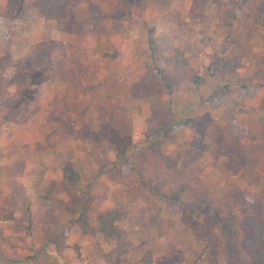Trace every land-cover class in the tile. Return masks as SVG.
<instances>
[{"label":"rangeland","instance_id":"374dc122","mask_svg":"<svg viewBox=\"0 0 264 264\" xmlns=\"http://www.w3.org/2000/svg\"><path fill=\"white\" fill-rule=\"evenodd\" d=\"M249 1L232 20L228 13L238 0H82L74 12L83 28L68 32L63 30L68 20L44 18L32 0H0V97L22 101L20 109H27L16 121L0 126V134L5 139L11 135L14 141L13 146L0 149V173L7 176L4 183H8V187L4 185L8 194L0 196V247L4 256L0 264L7 258L15 259L9 264H107L105 254L117 247L127 249L126 257L134 264H230L231 254L241 255L238 223L256 213L264 220V143L257 147L254 156L258 159L254 162L252 158L251 170L236 178L240 189L230 186L229 190L222 163H215L212 130L202 123L209 119L219 123L225 117L233 123V110L245 100L240 94L225 100H219L218 95L210 98L228 83L227 78L210 73L216 66L211 62L223 54L226 45L229 50L225 58L240 56L245 61L251 49L242 47L245 55L237 54L231 49L241 46L234 41L249 30L264 29V20L252 19ZM254 5L264 13V0ZM230 22H234L233 27ZM56 24L65 34L62 38L59 32L62 39L52 35L56 34ZM76 27L74 24L73 29ZM44 40L59 42L52 66L37 70L33 79H28L32 83L29 88L25 84L17 90V86L9 85L7 81L16 72L14 65L28 57L32 44ZM176 50L197 62L198 74L206 82L185 80L169 91L163 83L166 78L154 66L152 53L171 55ZM157 64L163 66L162 61ZM168 74L172 76V72ZM43 77L47 80L36 82ZM256 119L264 120V115L259 112ZM29 120L32 126L26 129ZM104 120L107 122L101 125ZM126 121L129 125L124 124ZM85 123L94 131L107 125L130 136L128 162L117 161L111 142L80 137L78 131ZM22 126L24 129L19 130ZM223 130L232 137L228 125ZM243 137L247 136L240 137L241 141L248 142ZM257 140L264 139L259 136ZM175 148L181 150L182 157L176 174H168L172 180L166 189L171 192L181 185L188 187L182 202L158 195L143 178L154 177L159 171L156 158ZM243 149L250 150L247 145ZM47 154L51 166L40 168V158ZM11 155L18 158L9 162ZM25 157L29 163L17 165L18 159ZM145 161L148 168L144 170ZM39 169L49 171V175L36 177ZM118 169L124 170L122 182L111 177ZM11 170H15L14 175ZM29 174L36 177L34 185ZM162 174L168 176L163 170ZM3 191L0 188V193ZM43 195L71 209H59L50 216L51 221L44 222L48 207L38 217L29 200ZM88 195L95 199L88 212L90 222L98 226L99 217L112 215L108 222L117 226V232L82 233L77 220ZM186 206L195 209L200 232L210 234V244L195 237L182 221L188 214ZM226 219L232 221L230 225ZM168 221L173 222L169 228ZM231 227L237 232L234 244L227 241ZM166 228L167 233L162 234ZM64 229H68V236L60 252L55 237ZM253 230L247 227L249 233ZM204 248L206 255L198 260ZM147 251L152 253L151 262L143 261Z\"/></svg>","mask_w":264,"mask_h":264},{"label":"trees","instance_id":"16d2710c","mask_svg":"<svg viewBox=\"0 0 264 264\" xmlns=\"http://www.w3.org/2000/svg\"><path fill=\"white\" fill-rule=\"evenodd\" d=\"M22 1V0H18ZM82 0H32L34 6H37L40 10V14L46 19H53V20H68L63 30L68 32H73V30L80 31L83 28V23L77 19L76 13L74 12V6L79 4ZM248 0H238V2L234 3L235 5L228 13L232 20L236 19V11L240 9L242 4H245ZM219 5H223L222 2H219ZM222 17V15H220ZM232 22V21H231ZM229 25L233 27L234 22ZM74 24L77 25L75 29H73ZM252 37V31H247L243 37L240 39H236L234 42L235 44L249 49L247 41L250 40ZM59 42L56 40H44L39 41L31 45V52L28 57L24 61L17 62L14 66L16 68L15 75L12 79L8 80L9 85L17 86V90L23 87L25 84L27 88L32 84L28 82V79H33V75L35 72L43 71L45 68L52 66L53 64V52L56 48H58ZM226 45L222 50V55H217L211 64L216 65L213 67L211 75H217L220 78H226L228 76L237 74L240 78L244 72V64L242 63V58L240 56H235L232 58H225V53L229 50ZM159 52V51H157ZM155 56V68L159 72L160 75L165 77L166 79L163 80V83L169 87V91L171 92L174 87H179L180 82H184L185 80H192L194 83L202 84L206 82V79L201 77L198 74V69L196 68L197 62L195 63L194 60L187 55L184 54L183 51L176 50L174 54L166 55L162 52L152 53V56ZM158 61L163 62V66H159L157 64ZM209 69L212 68L211 65L208 66ZM38 70V71H37ZM172 72V76L168 73ZM47 80V77H43L40 80H36L37 83H42L43 81ZM174 86V87H173ZM241 86H245L244 83ZM1 88V84H0ZM224 88H229L228 85H224L219 91L223 90ZM219 91H215L212 93L210 98L215 97L219 94ZM30 90L27 89V94L29 95ZM11 96H14L12 93ZM16 101L12 100L11 102L8 101L5 97H0V107H4V110H0V126L6 122L16 121L19 118L21 112L26 111L25 108L20 109V105H22V101L16 102V104L12 107ZM16 108V109H15ZM12 109V112H11ZM3 116V117H2ZM210 121H204L202 126H207V129L212 130L213 134V143L215 145V152L214 158L215 163L218 164L219 160L224 158V162L222 163L223 170L225 172V187L230 186L232 188L239 190L240 188L237 185L236 177L240 176L242 173H246L250 170V166L252 165V154L247 152L243 149V143H241V136H247L250 140L258 139L261 136L264 139V127L258 130L240 127L239 129L242 132H239V136L237 139H228L225 135L223 130V125L221 123H215L214 120L209 119ZM80 137L93 139L97 142L102 141H109L111 142L116 148V158L117 161L121 164H126L128 162V150L132 145V139L130 136H123L121 132L113 127L103 125V127L99 130H91L88 127H83V129L78 131ZM182 157V152L179 148H175L170 154L168 155H160L156 158L155 167L159 169L156 172V175L152 178H144V183L147 187L151 190L156 192L158 195L162 197H166L170 200L180 201L182 202V196L184 190H188V187H184L183 185L179 186L178 188H174L171 192L167 191L169 183L172 180V176L168 174H176L175 170L179 168V162ZM148 168V162L145 161L143 163V169L145 170ZM143 170V172H144ZM162 170L164 171L165 175L171 176H164L162 174ZM116 175H118L117 178ZM116 175L113 173L111 175L112 179L122 182L124 175L123 169H118ZM160 175V176H159ZM121 176V178L119 177ZM123 176V177H122ZM151 177V176H150ZM163 177V178H162ZM188 186V185H187ZM167 188V189H166ZM47 199V213L44 222L51 221L50 216L55 213V211L62 209L67 210L71 209L69 206L68 208H64V202L62 201H53L49 198L48 195H45ZM94 196L88 195L87 198L82 202L80 207V217L77 220V223L82 228V233L85 235L87 234H95L96 232H106V233H115L117 226L111 222L109 223L108 220L112 218V215H105L103 217H99L98 226L94 225L90 222L88 212L94 202ZM264 200V199H263ZM249 204V202H248ZM263 212H264V202L262 203ZM188 214L182 216V221L188 225V227L192 230L193 235L197 238H205L206 242H210V234L209 237L205 236L203 233L200 232V222L195 219L194 212L195 209L190 208L188 206L185 207ZM262 211V210H261ZM259 213H256V216L247 218L242 223L239 222V228H241V233H237L231 227V234L228 235L227 241L229 243L234 242V235L237 233V236H240L241 240V247L242 252L241 255L238 256L236 254L230 255V264H264V220L262 216V221L258 219ZM230 223L232 221H228L226 219V223ZM254 222V224H253ZM218 221L213 222L214 228L217 226ZM225 223V224H226ZM173 225L172 221L167 222V228ZM254 227L252 232L247 231V227ZM225 227V225L223 226ZM167 228L165 231H161L162 234L164 232L167 233ZM68 236V229H64L59 232L55 237V243L58 246L60 252L64 250L65 240ZM210 244V243H209ZM218 243L215 242V247L218 246ZM234 244V243H233ZM216 249V248H215ZM127 249H120L115 248L112 251L105 254V259L107 264H134L133 261H130L126 257ZM2 248L0 247V258H4L2 255ZM217 254V252H215ZM206 255L205 248L201 251V254L198 257L200 260L203 256ZM152 253L147 251L145 252V257L143 261L151 262ZM37 255H33L32 259H36ZM5 264H9L10 261H14L15 259H5Z\"/></svg>","mask_w":264,"mask_h":264},{"label":"crops","instance_id":"0c3cea01","mask_svg":"<svg viewBox=\"0 0 264 264\" xmlns=\"http://www.w3.org/2000/svg\"><path fill=\"white\" fill-rule=\"evenodd\" d=\"M249 2H250V5L252 7L251 12L249 11L251 16H252V19L253 20L254 19L255 20H257V19L264 20V13L257 11V9L259 7L258 4H259L260 0H250ZM254 3H257L258 7H255L256 5H254ZM47 22H52L51 24L54 23V21H47ZM254 25H256V27H259V24H256V22ZM57 26L58 25L56 24V30H57L56 34L57 35L54 33H52V35L54 38L62 39L65 36V34L61 30L57 29ZM59 32H60L59 36H61L62 38H60L58 36ZM47 34H49V33H47ZM63 40H66V38H64ZM248 42H249L248 43L249 50L251 49V51H250V54H248V56L245 57L246 62L244 60L242 61V63L244 64V72H243L242 76L239 78L237 74H234V75L226 77L227 78L226 81L228 82L226 85H228L229 88H224L223 90L219 91V94H218L219 100H223V99L225 100V98L228 96L230 97L231 95L235 96L238 94H240L243 97V99H245L244 102L240 104L241 107L237 106L233 110L234 111L233 123H231V121L229 119H227L226 117L223 118V121L219 120V123H221L223 125V128L226 125H228L232 129L231 130V134H232L231 138H229L227 135V132L224 131L225 135L228 139H234V140L237 139V137L239 136V132H242L239 129L240 127H246V128H250V129L254 127L256 129V126H257V130H258V128H261L262 126H264V120H261V121L258 120L257 121V119H256V116L259 115V112L261 115H264V80L259 79L260 76H264V71H261V67L264 68V29L257 28V30H255L252 33V37L250 38V40ZM13 45H16L15 42ZM12 50H14V49H12ZM231 50L233 52H236L237 54L245 55L244 54L245 49L242 47L240 48V47L235 46ZM261 78H264V77H261ZM240 82L244 83L245 86H239L238 83H240ZM217 83H220V82L217 81ZM223 85H225V84H223ZM221 88H223V87H221ZM221 88H219V89H221ZM256 101L259 102V105L256 103ZM240 108L242 109V113H241ZM221 110H219V112H221ZM224 110L226 111V109H223V111ZM241 114H244V116L241 117L240 116ZM132 115H133V113H132ZM30 120H32V119H30ZM30 120H29L28 124L25 126L26 129H28L30 126H32L31 125L32 121H30ZM106 122H107L106 120L102 121L101 125L106 123ZM254 122H255V124H253ZM124 124L129 125V123H127V121ZM80 127H85V128L88 127L89 128V125L85 123V124L81 125ZM23 129H24V126L19 127V130H23ZM92 129H94V128H92ZM13 130H17V127H13ZM8 137H9V139H5L3 137V134H0V149L5 148V147H9V146H13L14 141L12 140L11 135L10 136L8 135ZM244 138L247 139L248 142H245L243 140V141H241V143H243V146L247 145V147L250 148V150H248L247 152H250L252 154L253 161L255 162V159L256 160L258 159L257 156H254L257 154V147L260 146L262 143H264V140H257V139L250 140L247 137H243V139ZM29 142H30V140H29ZM3 158H5V157H3ZM17 158L18 157L11 155L8 159L10 162V160H15ZM262 159H264V155L262 156ZM40 160H41V162H39L40 168L44 167L45 164H46V166H48L50 168L51 159L49 158L48 154L42 155ZM261 161L262 160L259 161V164L261 163ZM21 162H25L26 165H27V163H29L28 159L26 157L24 159H18L17 165L18 164L20 165ZM219 162L223 163L224 158L219 160ZM254 162H253V165H254ZM182 163L184 164L183 160H182ZM255 165L253 166V168L255 167ZM31 170L33 173V169H31ZM14 171L15 170H11L10 173L12 175H14L13 174ZM40 172H41V175H40ZM38 174L39 175H37L36 177L48 176L49 171L45 172V171L39 169ZM2 175L3 174L0 173V177H2ZM36 177L32 176L30 178V174H29L28 178H30L31 183H33L32 185H34L33 180ZM237 177L239 178V176H237ZM13 179H15V177H13ZM5 180H7V176H3L0 179V188H3V190H4L2 193H0L1 197H6V195L8 194L7 188H4V185H6L8 187V183H4ZM31 192H32V190H31ZM29 200H30V208L32 209V212H34L33 209L36 208V211L38 212V217H42L44 215V213L41 212V210H43V208L45 206H47V199L45 198V196L43 195V196H41V198H33V200L35 202L32 201L31 199H29ZM41 200H43V201H41ZM38 202H40V203H38ZM28 203H29V201L27 200V206H28ZM38 205L41 206L42 208L38 209L39 208Z\"/></svg>","mask_w":264,"mask_h":264}]
</instances>
